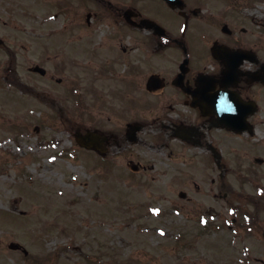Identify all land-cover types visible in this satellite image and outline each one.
Wrapping results in <instances>:
<instances>
[{"label":"rangeland","instance_id":"rangeland-1","mask_svg":"<svg viewBox=\"0 0 264 264\" xmlns=\"http://www.w3.org/2000/svg\"><path fill=\"white\" fill-rule=\"evenodd\" d=\"M237 1L240 8L234 0L204 3L216 9L222 4V10L229 4L230 13L241 10L244 17L264 13L263 1ZM76 2L0 0V264H264L261 231L246 230V217L233 207L252 209L248 199L262 197L264 170L222 172V190L242 194L214 201L208 193L209 186L219 188L210 181L213 173L180 169L144 181L132 177L142 174L129 170L123 154L113 156V168L96 166L92 153L76 144L74 132L91 127L95 101L94 90L76 85V62L97 66L119 51L96 47L115 34L107 20L91 28L81 25L86 11ZM144 3L148 17L174 27L167 6ZM255 26L248 25L252 38L258 36ZM195 33L191 38L203 36ZM79 35L87 49L64 54L61 37ZM130 35L132 55L139 56L144 51L139 41L150 32L132 28ZM6 47L16 51V73L28 91L5 78ZM33 64L45 68L46 76L32 72ZM98 83L97 91L107 93L104 79ZM100 109L107 115V108ZM251 141L264 143L258 135ZM250 153L261 155L257 149ZM194 181L205 182L198 193ZM162 187L169 190L166 197ZM180 190L191 198L180 199ZM232 217L237 223L229 228ZM11 242L28 253L9 248Z\"/></svg>","mask_w":264,"mask_h":264},{"label":"flooded vegetation","instance_id":"flooded-vegetation-1","mask_svg":"<svg viewBox=\"0 0 264 264\" xmlns=\"http://www.w3.org/2000/svg\"><path fill=\"white\" fill-rule=\"evenodd\" d=\"M76 1L86 11L81 25L91 28L107 20L115 34L96 47L119 49L97 66L76 62V85L95 91L91 127L78 128L82 134L94 132L95 147L90 150L94 165L113 168V156L123 154L129 170L142 174L132 177L144 181L180 169L202 171L206 177L213 173L210 181L219 188L209 186L208 193L214 201L239 197L242 193L231 187L222 190V172L264 170V143L251 141L256 135L264 139V13L244 17L241 10L230 13L229 4L222 10V4L216 9L205 0H156L175 15L174 27L168 29L144 12L145 0ZM248 25L259 27L256 38L248 36ZM132 28L150 32L147 40L139 41L144 44L139 56L132 55L129 45ZM195 32L203 36L191 38ZM82 39L61 37L64 54L69 48L82 54L87 49ZM6 55L14 61L17 56L12 47H6ZM101 79L106 82L105 94L97 91ZM55 80L62 82L61 77ZM101 107L107 108V115ZM255 149L261 155L250 153ZM147 171L156 174L146 175ZM203 183L194 181L193 191L198 193ZM162 189L166 197L169 190ZM178 197L191 198L184 190ZM248 200L250 210L233 207L248 218L246 230L251 226L264 237L258 222L264 215V193ZM231 223L229 228L236 225V218Z\"/></svg>","mask_w":264,"mask_h":264},{"label":"water","instance_id":"water-1","mask_svg":"<svg viewBox=\"0 0 264 264\" xmlns=\"http://www.w3.org/2000/svg\"><path fill=\"white\" fill-rule=\"evenodd\" d=\"M170 3L174 2V1H171V0H168ZM149 26V24H148ZM36 70H39L41 73H44V69L42 68H36ZM75 138L76 140L81 144V145H84L85 147H88L90 148L92 146V142L95 138V135L93 132H87L86 135L84 136H81L79 133H75ZM10 247L11 248H22L21 245H19L18 243H11L10 244ZM24 253H26V250L23 249Z\"/></svg>","mask_w":264,"mask_h":264},{"label":"trees","instance_id":"trees-1","mask_svg":"<svg viewBox=\"0 0 264 264\" xmlns=\"http://www.w3.org/2000/svg\"><path fill=\"white\" fill-rule=\"evenodd\" d=\"M16 80V79H15ZM16 85H18V86H20V87H22V85L20 84V82H18V81H15L14 82Z\"/></svg>","mask_w":264,"mask_h":264}]
</instances>
